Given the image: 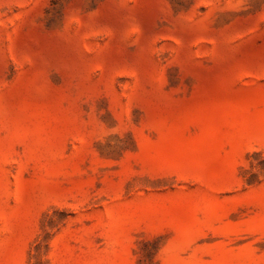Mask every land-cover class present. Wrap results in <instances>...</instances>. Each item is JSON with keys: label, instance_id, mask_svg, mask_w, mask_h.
Instances as JSON below:
<instances>
[{"label": "rangeland", "instance_id": "1", "mask_svg": "<svg viewBox=\"0 0 264 264\" xmlns=\"http://www.w3.org/2000/svg\"><path fill=\"white\" fill-rule=\"evenodd\" d=\"M0 264H264V0H0Z\"/></svg>", "mask_w": 264, "mask_h": 264}]
</instances>
